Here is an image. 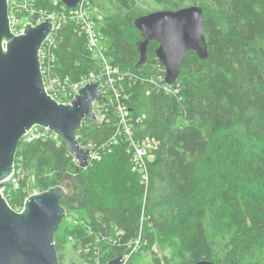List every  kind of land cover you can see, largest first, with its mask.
Wrapping results in <instances>:
<instances>
[{"label":"trees","instance_id":"16d2710c","mask_svg":"<svg viewBox=\"0 0 264 264\" xmlns=\"http://www.w3.org/2000/svg\"><path fill=\"white\" fill-rule=\"evenodd\" d=\"M147 2L151 11L143 8ZM36 5L50 10L46 0ZM191 5L202 9L205 50L186 52L179 93L166 96L149 81L160 63L158 45L149 41L142 60L133 22ZM92 9L101 15L93 19L110 64L136 76L120 92L132 139L157 143L147 182L132 171L126 139L110 143L116 118L109 110L107 123L86 119L76 133L81 146L99 152L85 169L62 143L20 140L13 164L21 163L24 177L9 206L21 205L27 188L63 187L66 214L53 237L59 264L67 236L87 251L88 264L119 256L123 264H145L136 258L143 254L150 264H264V0H93ZM76 29L64 24L55 31V73L71 81L94 68ZM96 237L105 240L95 245Z\"/></svg>","mask_w":264,"mask_h":264},{"label":"water","instance_id":"95a60500","mask_svg":"<svg viewBox=\"0 0 264 264\" xmlns=\"http://www.w3.org/2000/svg\"><path fill=\"white\" fill-rule=\"evenodd\" d=\"M74 8L80 0H60ZM143 42V60L149 41L158 45L156 55L165 69V82L174 83L187 51L205 50L202 9L191 5L178 10H157L133 22ZM50 18L34 27L26 24L22 35L8 30L7 6L0 0V183L13 172L19 141L33 126L46 127L61 139L69 155L85 169L88 150L75 139L86 119H95L92 103L101 99L96 83L83 86L70 105H58L43 89L37 53L50 33ZM62 186L28 196L23 211L16 213L0 194V264H59L53 237L65 217L60 199ZM122 256L106 264H123ZM197 264H213L202 261Z\"/></svg>","mask_w":264,"mask_h":264},{"label":"built area","instance_id":"2783aa9c","mask_svg":"<svg viewBox=\"0 0 264 264\" xmlns=\"http://www.w3.org/2000/svg\"><path fill=\"white\" fill-rule=\"evenodd\" d=\"M5 1L7 6L8 30L12 36L22 35L26 24L34 27L35 25L43 23L45 19L50 18V33L41 43L37 53L39 72L45 94L58 105H70V102L74 100V96L78 94V91L83 86L90 82L96 83L98 91L101 94V99L105 101L95 100L92 103V111L95 119L93 120L91 118L88 120L100 125L103 122H108L107 113L109 110L114 114L116 123L110 143L115 144L119 136H123L126 139L128 148H131L132 171L138 173L141 176V180L146 183L147 158L150 152L156 148L157 143L149 138L141 140L140 142H136L132 139L129 110L123 101L124 97H122L120 92V84H122L126 78L130 81L135 79L136 76L129 71H122L118 67L110 64L109 58L106 55L105 46L101 41L99 32L95 28V22L91 14V10H93V0H80L72 9L65 8L60 0H46L50 5V10H37V0ZM64 24L75 25L78 34L84 36L87 51L94 63L93 70L77 81H71L67 77H59L55 73L56 58L54 50H56L58 46V37L55 35V31ZM159 64L154 65L156 72L154 76L149 77L152 78L149 81L152 85H158L164 95L176 96L179 93V83L176 80L172 84H167L165 82V69L161 63ZM75 139L78 143V137L76 135ZM35 140L52 141L57 144L62 143L59 136L54 132L46 127L37 125L26 131L21 138V141L24 143H30ZM79 146L83 150H88L89 162L98 159L99 152L94 150L90 144L86 146H81L79 144ZM72 160L74 165L79 168L78 162L73 157ZM23 177L24 171L19 162L16 167L13 164L12 175L3 183H0V194L8 206L9 202H11L10 191H14L18 188L19 181ZM30 179L32 182L33 177L30 176ZM25 192H27L28 195L24 198L21 205L16 206L14 209L9 206L11 210L16 213H21L23 211L24 203L28 196L31 195L29 194V189H26ZM37 193L39 192H34L33 194ZM145 222L146 217L142 214L140 224L143 225ZM104 240L105 238L103 237H96L94 244L99 245ZM140 244L141 233L138 234L137 239L134 241L132 251H136ZM159 261L160 264H165L162 259ZM95 262L96 264H106L102 263L98 258H95L94 263Z\"/></svg>","mask_w":264,"mask_h":264},{"label":"rangeland","instance_id":"374dc122","mask_svg":"<svg viewBox=\"0 0 264 264\" xmlns=\"http://www.w3.org/2000/svg\"><path fill=\"white\" fill-rule=\"evenodd\" d=\"M145 7L149 8V10L151 11L152 10L151 8H153V5H151L147 2L146 6H144L143 8H145ZM91 14H92L93 18L94 17H97V18L101 17L100 12L95 10V9L91 10ZM101 41H102V39H101ZM27 181H29L30 184L32 183L30 178H28ZM27 190H28V188H27ZM29 190H30L29 194H31V195L34 192H36L33 189H29ZM64 227H66V226H64ZM73 243H74V239L72 237L67 236L66 239L64 240L62 246H61V252L65 256L64 264H88L87 261L82 257V255L84 254V256L87 258V256H88V255H86L87 251H85V249H82L80 246H78V247L74 246L75 243L74 244ZM153 250L157 253H160L159 249L156 246L154 247ZM136 258L140 259V261L142 260V262L146 258L145 264H150V263H148L149 260L147 259V256L144 254L141 257H140V255H137ZM94 264H96V262Z\"/></svg>","mask_w":264,"mask_h":264}]
</instances>
